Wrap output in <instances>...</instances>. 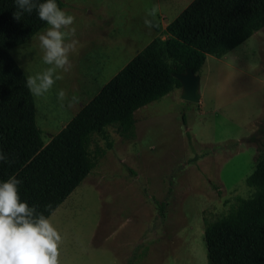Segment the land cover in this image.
<instances>
[{
	"label": "rangeland",
	"instance_id": "374dc122",
	"mask_svg": "<svg viewBox=\"0 0 264 264\" xmlns=\"http://www.w3.org/2000/svg\"><path fill=\"white\" fill-rule=\"evenodd\" d=\"M61 1L74 18L66 36L76 41L73 63L34 95L39 114L60 106L59 89L65 100L82 98L85 80L98 83L97 67L111 53L102 88L157 35L166 37L192 0ZM10 53L27 78L49 67L40 48ZM198 74L200 102L182 99L179 88L135 112L133 137L109 127L108 148L94 135L91 150L105 153L48 218L61 236L58 264H207L206 220L252 193L246 179L264 157V27L222 57L208 54ZM57 109L61 122L55 113L39 124L45 143L71 119Z\"/></svg>",
	"mask_w": 264,
	"mask_h": 264
},
{
	"label": "trees",
	"instance_id": "16d2710c",
	"mask_svg": "<svg viewBox=\"0 0 264 264\" xmlns=\"http://www.w3.org/2000/svg\"><path fill=\"white\" fill-rule=\"evenodd\" d=\"M18 11L15 0H0V152L7 156V162L0 161V180H20V198L47 218L105 153L100 147L91 150L95 134L108 148L113 145L109 127L133 137L135 112L181 88L174 73L187 68L198 73L208 54L222 57L264 27V0H192L168 24L166 37L157 35L137 52L45 143L27 77L10 49L46 23L35 9L17 18ZM150 23L163 32L160 21ZM246 182L252 188L248 197L205 222L207 264H264V157Z\"/></svg>",
	"mask_w": 264,
	"mask_h": 264
},
{
	"label": "clouds",
	"instance_id": "9594fccd",
	"mask_svg": "<svg viewBox=\"0 0 264 264\" xmlns=\"http://www.w3.org/2000/svg\"><path fill=\"white\" fill-rule=\"evenodd\" d=\"M19 18L22 12L35 9L38 18L48 27L38 35L41 59L49 67L34 76H28L26 86L35 96H42L61 78L57 70H66L69 53L76 41H66L73 31V17L56 0H15ZM65 91H57V99L65 100ZM0 161L7 156L0 152ZM21 183L15 177L0 180V264H58L61 241L57 229L49 219L22 200L18 193Z\"/></svg>",
	"mask_w": 264,
	"mask_h": 264
},
{
	"label": "crops",
	"instance_id": "0c3cea01",
	"mask_svg": "<svg viewBox=\"0 0 264 264\" xmlns=\"http://www.w3.org/2000/svg\"><path fill=\"white\" fill-rule=\"evenodd\" d=\"M46 27H48L47 24H45L38 32H36L31 38H29L26 42H24L22 45L23 47H36V48H40L39 47V40H38V35L43 32ZM111 39L110 38H104V42L103 43H108L110 42ZM102 43V44H103ZM74 49L70 51L69 53V58L72 57V53H73ZM114 55V54H113ZM111 53L105 55V59H103L100 63L99 66L97 67V74H96V78L98 79V83L96 80H85L84 82V94L82 96V98L79 99H75V100H71V99H67L64 100L60 106H57V108H63V109H67V112L71 113V116L69 117H73L77 111L87 102H89L94 96L92 95H96V93L99 92V90L101 89V84H99V79L101 78V76L104 74V71L106 69V63L112 58L113 56ZM20 67L23 68V64L20 63L19 60H17ZM73 63V60H71L68 63V65H66V67L69 66V64ZM98 91V92H97ZM34 97V95H33ZM34 101H35V97H34ZM54 108L52 112H45V113H40L38 112L37 108H36V104H35V115H36V122L37 124H42V122L44 121L46 116H51V114H57L58 118L61 114L60 109ZM41 115V116H39ZM59 122H61L62 120L59 118L58 119ZM61 120V121H60ZM70 121V119L68 118L64 123H63V127L66 126V124ZM47 123V122H46Z\"/></svg>",
	"mask_w": 264,
	"mask_h": 264
},
{
	"label": "water",
	"instance_id": "95a60500",
	"mask_svg": "<svg viewBox=\"0 0 264 264\" xmlns=\"http://www.w3.org/2000/svg\"><path fill=\"white\" fill-rule=\"evenodd\" d=\"M174 76L181 82V98L193 103L200 102V75L187 68L184 72L174 73Z\"/></svg>",
	"mask_w": 264,
	"mask_h": 264
}]
</instances>
